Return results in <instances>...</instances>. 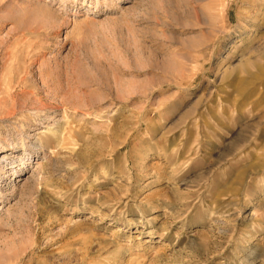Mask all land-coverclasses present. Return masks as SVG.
<instances>
[{
  "label": "rangeland",
  "instance_id": "374dc122",
  "mask_svg": "<svg viewBox=\"0 0 264 264\" xmlns=\"http://www.w3.org/2000/svg\"><path fill=\"white\" fill-rule=\"evenodd\" d=\"M0 264H264V0H0Z\"/></svg>",
  "mask_w": 264,
  "mask_h": 264
}]
</instances>
